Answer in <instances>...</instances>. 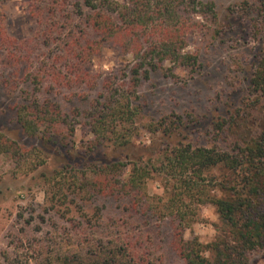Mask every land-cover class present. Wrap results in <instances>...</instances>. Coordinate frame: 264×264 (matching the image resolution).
<instances>
[{"label":"rangeland","instance_id":"1","mask_svg":"<svg viewBox=\"0 0 264 264\" xmlns=\"http://www.w3.org/2000/svg\"><path fill=\"white\" fill-rule=\"evenodd\" d=\"M200 1L213 4L215 14L193 18L196 25L188 33L184 49L199 57V68L166 62L136 87L131 77L134 56L107 43L84 65L83 79L61 87L49 78L38 93L16 70L36 71L43 60L54 57L58 72L69 76V63L56 58H68L69 50L34 44L39 38V25L31 13L30 0L0 2V13L5 16L2 28L8 37L32 44L30 48H0V148L3 142L11 146L10 152H0V264H47L49 260L61 264L59 259L74 255L78 249H84L91 264L96 261V249L106 261L115 260L108 253L119 249V264H185L176 249L177 229L172 221L156 217L151 211L146 214L142 206H129L125 195H75L68 191V184L62 192L57 184L77 172L84 173L86 164L125 162L126 179L134 162L155 164L167 146L191 142L210 147L216 140L214 123L235 112L244 116L238 121L243 124L239 131L242 140L259 137L264 128V99L251 97L250 89L264 57V30L256 27L259 2ZM11 50L18 53H13L14 63L10 60ZM123 91L130 93L137 110L135 119L118 129L128 136L130 144L118 146L122 143L116 140L118 135L112 134L111 143L104 141L98 150L88 154L96 139L89 119L92 108ZM27 92L42 101L59 104L75 127V135L71 137L69 131L59 129L54 143L46 142L43 135H25L17 123L16 111ZM177 116L194 124L180 135L165 136L164 131L174 126ZM154 175L148 180V194L165 195L166 178ZM212 192L223 196L220 189L213 188ZM197 209V222L185 231L184 239L197 237L209 244L218 236L219 214L212 205ZM80 222L84 225L77 228ZM125 247L134 259L128 257ZM249 264H264V250L252 253Z\"/></svg>","mask_w":264,"mask_h":264},{"label":"trees","instance_id":"2","mask_svg":"<svg viewBox=\"0 0 264 264\" xmlns=\"http://www.w3.org/2000/svg\"><path fill=\"white\" fill-rule=\"evenodd\" d=\"M30 1L31 13L39 25V38L34 44L39 48L69 50L68 58L56 56L59 61L69 63L66 65L69 76L58 72L54 57L53 60H43L36 71L16 70L17 75L27 77L37 93L49 78H53L61 87L83 79L84 65L107 43H114L125 53L134 56L136 64L131 77L136 87L142 80L151 78L166 62L197 69L199 57L184 52L186 37L196 25L194 17L208 16L209 12L215 14L213 4L200 0ZM258 2L260 10L256 27L260 26L259 31H262L264 0ZM4 18L0 13V48H30V41L15 42L8 37L2 28ZM13 53L18 54L17 51L9 53L12 63L16 57ZM251 82V97L263 100L264 57ZM132 105L130 93L123 91L92 108L89 119L96 139L90 144L88 154L98 150L104 141L111 143L112 134L118 135L116 140L122 143L118 146L130 144L128 136L120 134L118 129L135 119L137 110ZM244 115L247 119V114ZM241 118L244 119L241 112L232 113L226 119L219 118L220 122L213 126L216 140L210 147L179 142L167 146L155 164H145L143 160L134 162L126 179L123 174L128 164L117 161L101 166L86 164L84 173L77 172L70 178H63L57 185L62 186L59 187L62 192L64 185L68 184V191L75 195L92 193L95 197L111 198L125 195L129 198V206H142L146 214L151 211L156 217L172 221L177 229L176 249L185 264H249L252 253L264 250V128L257 139L244 142L239 133L243 127L238 123ZM16 119L25 135H43L46 142L54 143L59 129L69 131L71 137L76 131L59 104L42 101L28 92L17 106ZM174 123L164 131L165 136L180 135L194 124L182 116H177ZM231 135L233 137L230 138ZM2 138L0 135L1 141ZM229 138L232 140L227 143ZM2 145L4 147L0 148V152H10L11 146L4 142ZM216 172L222 176V180ZM154 173L166 178L165 195L148 194V180L155 176ZM212 187L220 189L223 196L214 194ZM64 197L67 199L66 195ZM203 205L215 207L220 218L218 236L209 244H203L197 237L184 239L185 231L197 222V207ZM82 222L77 228L82 227ZM125 248L128 257L134 259L130 249ZM99 251L96 249L93 252L96 258L93 264H119V249L108 253L115 257L110 261L103 260ZM87 255L84 249H78L74 255L58 262L91 264L86 259ZM47 264L54 262L49 260Z\"/></svg>","mask_w":264,"mask_h":264}]
</instances>
